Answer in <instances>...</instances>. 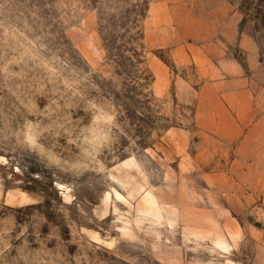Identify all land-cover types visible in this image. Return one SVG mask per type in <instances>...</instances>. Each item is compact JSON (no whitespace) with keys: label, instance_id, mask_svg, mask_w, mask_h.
<instances>
[{"label":"rangeland","instance_id":"1","mask_svg":"<svg viewBox=\"0 0 264 264\" xmlns=\"http://www.w3.org/2000/svg\"><path fill=\"white\" fill-rule=\"evenodd\" d=\"M225 1L0 0V264H251L261 202L195 117L264 68V0Z\"/></svg>","mask_w":264,"mask_h":264},{"label":"crops","instance_id":"2","mask_svg":"<svg viewBox=\"0 0 264 264\" xmlns=\"http://www.w3.org/2000/svg\"><path fill=\"white\" fill-rule=\"evenodd\" d=\"M223 10L226 1L219 0ZM225 23L226 17L218 18L216 23ZM215 35V32L211 35ZM224 52L223 45H216ZM222 74L226 77L214 83L216 92L210 100V122L203 121L206 116L205 104L198 100L195 117L200 133L216 132L219 142L224 148V158L230 151L233 156L229 165L234 172L226 179L235 183L234 196L238 205L244 210L256 200L261 202L264 211V92L252 91V79L256 73H264V68L258 60H252L249 65L250 75L245 68L229 59L219 62ZM263 76V75H262ZM220 85H226L223 93H219ZM230 194V193H229ZM248 236L254 240V254L251 264H264V226L250 227Z\"/></svg>","mask_w":264,"mask_h":264}]
</instances>
